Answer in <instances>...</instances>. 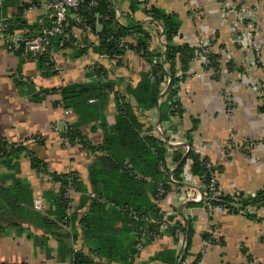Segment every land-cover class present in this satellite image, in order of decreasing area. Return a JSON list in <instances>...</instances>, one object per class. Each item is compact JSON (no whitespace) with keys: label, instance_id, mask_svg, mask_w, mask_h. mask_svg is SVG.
Segmentation results:
<instances>
[{"label":"crops","instance_id":"0c3cea01","mask_svg":"<svg viewBox=\"0 0 264 264\" xmlns=\"http://www.w3.org/2000/svg\"><path fill=\"white\" fill-rule=\"evenodd\" d=\"M219 1L110 0L121 25L133 22L148 35L147 46L152 53L163 55L166 42L162 25L146 12L151 8L174 14L179 20L174 44L194 48L199 35H213L217 59L222 54L220 51H225L222 58L226 62L218 66L220 73L215 77L209 75L210 67L195 62L197 50L186 72H182L180 64L176 65L178 105L176 112L166 113L168 120L161 121L160 105L167 99L169 77L161 84L157 105L146 111L138 109L127 88H135L151 67L135 50L110 59L97 52L96 35L71 25L68 47L53 43L48 64L31 61L23 45L15 48L4 38L22 36L25 31L28 38L37 36L49 22L44 0H1L0 142L15 149L8 159L0 155V264H72L73 239L79 240L77 255L106 264L84 244L78 219L88 212L90 200L97 198L90 184V169L97 152L93 153L90 147L102 143L107 129L113 131L119 114L120 102L116 103V98L120 96L135 109L143 128L141 135L150 134L168 146V176L173 178L182 165L180 180L173 178L168 196L158 203L150 197L159 211L171 210L174 214L178 211L181 222L192 223L187 255L180 264H264V205L246 206L243 209L246 213L238 214L220 208L207 210L205 205H188L181 215L184 203L200 202L203 195L202 185L189 182L196 178L187 159L189 148L217 165L220 192L237 197L236 202L246 197L254 199L264 191V107L258 95V86L264 84V0H223L232 3L227 8H221ZM72 22L69 17L68 23ZM251 26L256 27L263 46L261 65H254L250 51L236 40L240 36L251 42L254 35L249 31ZM100 29L97 24L95 31L98 33ZM94 65L101 68V74L95 73ZM164 69H168L166 64ZM94 81L110 82L114 90L104 103H99L97 117L90 122H79L72 109V114L65 115L61 89ZM73 127L89 147L77 140L69 143L65 130ZM230 135L235 143L257 140L263 144L248 152L233 149L226 155L222 149ZM173 157L180 160L173 163ZM185 166H189V172ZM98 170L102 169L97 167L95 174ZM66 173H75L82 184L81 192L75 191L73 196L76 218L72 221L71 234L58 226L59 183L53 180V176ZM36 199L42 203L41 211L33 207ZM204 234L210 240H204ZM183 248H179L174 234L167 228L141 250L134 247L137 254L131 264H164L150 260L169 250L180 259Z\"/></svg>","mask_w":264,"mask_h":264},{"label":"trees","instance_id":"16d2710c","mask_svg":"<svg viewBox=\"0 0 264 264\" xmlns=\"http://www.w3.org/2000/svg\"><path fill=\"white\" fill-rule=\"evenodd\" d=\"M89 1L85 0L78 12L85 24L90 26V32L98 38L97 52L100 55L114 59L123 56L127 50H135L151 67L149 73L141 76V80L135 88H127V94L135 100L138 109L146 111L157 105V100L161 93V84L166 77H169L167 99L160 105V120H168L166 113L171 112L172 114L176 112L178 105L175 98L179 83V79L176 78V65L180 64L182 72H186L189 62L194 58L195 50L187 44H174L173 39L178 36L180 27L179 20L174 14H166L158 9L151 8L146 11L162 25V35L166 42L163 53V65L160 62L152 65V61L160 58L162 55L148 50V35L133 22L126 26L121 25L116 19L110 0H95L97 6L91 9L87 7ZM73 15L74 12L70 11L67 17V22L69 17L73 19L72 23H68L69 25L65 32L68 36V41L59 36L51 41L50 50L53 43L57 45L62 44L63 48L69 46L71 42V25L84 32L83 23H77ZM96 16H100L97 22ZM97 24L101 28L98 33L95 31ZM132 36L134 37V41L126 44L127 49L118 46L119 39ZM216 60L217 55L209 57L210 65L208 67L213 70L214 77L218 75L219 70ZM37 61L40 64H48L50 59L48 55H43ZM165 64L168 66L167 70L164 69ZM94 69L97 75L102 73L101 68L98 69L96 65H94ZM112 88L113 84L110 82L97 83L94 81L88 84L69 85L61 89L62 104L66 109L70 108L73 110L79 122H90L97 117L96 112L100 107L99 103H104L103 101L114 93ZM90 99H94V103H89L88 100ZM122 99L124 102H122ZM118 101L120 102L119 114L116 118L113 131L110 132L107 129L102 143L95 147H90L93 153H101L99 156H95V162L90 169V184L97 198L90 200L88 212L79 217L78 223L82 228L84 244L95 251L96 255L103 259L106 264H131L134 256L137 254L134 247L138 239L136 235L138 226L122 211V208L132 207L137 212L150 213L154 220L153 225L150 227L157 230L158 223L162 217L160 216L159 209L151 203L150 197L154 200L157 184L160 182L164 183V188L167 191L171 190V184L166 183L168 181V169H166V148L168 146L150 134L142 136L141 132L143 128L138 122L134 112L135 109L128 102H125V98L122 96L116 98V103ZM173 107L175 108L171 111ZM177 113L179 112L177 111ZM73 128L68 129L66 133L69 143L71 144L77 140L84 147H89L87 141L77 131V128ZM14 149L13 145L0 142V155L3 159H8ZM179 158L173 157V163H177L180 160ZM187 159L191 161V174L203 186L202 201L191 203L189 206H203L208 202L205 201V198L208 197L206 193H208L207 186L210 177L204 165V161L207 158L201 159L199 154L192 148H189ZM161 162L165 167L164 171H160L159 169ZM124 163H127L128 167ZM97 167L102 170H98L95 174ZM181 169L182 165L174 172V179L180 180L179 174ZM216 170H218V167ZM69 174H73L74 176L75 191L81 192L82 184L75 173L56 175L53 176V180L58 182L59 185L64 186L66 184V177ZM99 186H101L100 189L98 188ZM62 194L63 190L60 189L56 195L57 221H60L64 217L66 211L65 200ZM236 199L237 197L234 198L222 194L219 198L209 201V204L214 207H221L230 214H238L240 211L246 213L243 211L246 206L255 204L259 206L260 204L264 205V191L257 193L254 199L246 197L239 203L236 202ZM85 200L88 201V198H85ZM176 212L175 216L168 219V231L173 235L175 230L179 229L185 239L188 229V244L186 247L188 248L192 236V223L190 220L181 222L179 220L180 214L178 211ZM75 218L76 216L72 214V224ZM203 239L210 240L209 235L204 234ZM149 242L146 241L144 245ZM186 255L187 252H184V256ZM178 259V254L176 255L174 251L169 250L156 254L150 261L177 264ZM75 263L100 264L93 263L91 259H88L84 255H77Z\"/></svg>","mask_w":264,"mask_h":264},{"label":"built area","instance_id":"2783aa9c","mask_svg":"<svg viewBox=\"0 0 264 264\" xmlns=\"http://www.w3.org/2000/svg\"><path fill=\"white\" fill-rule=\"evenodd\" d=\"M85 0H44L43 2V8L49 12V24L48 25H44L41 28L40 33L32 38H28L26 37V35L28 34V31H25V33L22 36H16L14 37L13 35H8L4 38L5 42H11L12 45L15 48H19L20 46L23 45L24 48V52L26 55H28L29 59L31 61H37L39 59L40 56L43 55H50V47H51V41L53 39H56L57 37H63L65 39H67L68 41V36L65 34L67 26H68V22H67V17L70 11L74 12L73 18L77 23H83V28H84V32L85 33H90L91 28L90 26H88L87 24H85V22L80 18L79 16V10L82 7L83 3ZM142 1H146V0H142ZM236 2L239 1H243V0H235ZM1 2V0H0ZM218 5L222 8V6H224V8L227 7H231L232 3H229V1H223L220 0L218 2ZM227 5V7H225ZM97 6V2L95 0H90L87 3V7L89 9L91 8H95ZM100 18V16H96V22L98 21V19ZM251 29H249L250 33H253V40L246 39V38H242V37H237V43H239L240 45H242V47L245 48L246 51H250L249 54L251 56V60L253 62L254 65H261V61L263 59V46L260 42V39L258 38L259 34L257 33V29L256 27L253 28L252 26L250 27ZM134 37H127V38H121L118 40V46L120 48H124L127 49L126 44H128L129 42H132L131 40ZM249 40V42H248ZM214 40H213V35L212 36H206V35H199L195 42H194V49L197 50L198 53V59L195 60V62L198 60L200 61V63L206 67H208L210 65L209 62V57L211 55H216V50H214ZM216 53V54H215ZM225 53L224 50L220 51V54ZM222 54L219 55L218 59L216 60V63L218 64V66H224L225 64V59L222 58ZM224 57V56H223ZM117 59V58H116ZM194 59V58H193ZM163 55L158 58V59H154L152 61V65L157 64L158 62L162 63L163 65ZM209 75L213 76V70L210 69L209 70ZM219 70H218V74H219ZM258 95H259V99L261 100V104L264 107V84H261L258 86ZM227 98V97H226ZM72 114V110L71 109H65V115H70ZM67 133L68 130H65ZM33 140V139H32ZM34 141V140H33ZM67 141V139L65 140ZM262 141H257V140H249L246 143L242 142V143H235L234 138L232 135H230L226 141V143L223 145V151L224 153L227 155L228 153L231 152V150L233 149H240L243 150L245 149L247 152L250 150H254L255 147H260L262 145ZM101 153L97 152L96 156H99ZM200 158H205L200 156ZM127 167V163H124ZM204 165L206 168V171L209 174V183H208V193L207 196L205 198V201H208L205 206L207 208V210H212L214 208H220L221 207H214L211 204H209V201H211L212 199H217L220 196H222L223 193L220 192L219 188H218V184H217V165L212 162L211 160H209L207 158V160L204 161ZM186 167V166H185ZM160 171H164L165 167L162 164V162L160 163V167H159ZM167 169V168H166ZM186 170H188L189 172V166L186 167ZM192 178V177H191ZM168 181L166 182L167 184H172L174 183V180L171 176H168ZM190 183H192L193 185H200V182L198 181L197 178H192L191 181H189ZM189 184V183H188ZM191 185V184H189ZM62 189L63 190V198L65 200V205H66V211H65V215L64 217L58 221V226L61 227L62 229H64L66 232L70 233L72 232V223H71V216L74 213V200H73V196L75 194V188H74V176L73 174H69L66 177V184L64 186L59 185L58 190ZM168 192L165 188H164V183L160 182L157 184V188H156V194L154 196V200L158 203L161 200H163L165 197L168 196ZM186 199H190V197H186ZM202 199H203V195H202ZM33 207L35 210L37 211H41L42 210V203L39 199L34 200L33 202ZM170 210V209H169ZM122 211L124 213H126V215L134 222L137 224V229H136V235L138 237V239L136 240V245L135 248L139 251L142 249L144 243H146V241H154L157 239V237L159 236L160 232L162 230H165L168 228V219L169 217L175 216L174 213H172V211H167V213H163L160 211V216L162 217L160 222L158 223V228L156 229H152L150 226L153 225V218L152 215L150 213H140L135 211L132 207H125L122 208ZM174 236L176 238V240L179 243V248L182 249L185 246V239H184V235L181 232V230L176 229L174 232ZM78 242L79 240L73 239V243H72V249H73V257H72V264H76V256H77V251H78Z\"/></svg>","mask_w":264,"mask_h":264},{"label":"water","instance_id":"95a60500","mask_svg":"<svg viewBox=\"0 0 264 264\" xmlns=\"http://www.w3.org/2000/svg\"><path fill=\"white\" fill-rule=\"evenodd\" d=\"M183 161H184V158L178 163V165H177L174 169H172V170L170 171V175L173 174L174 170H176V169L182 164ZM194 202H195V201H187L186 203H184V204L181 206V215H182V213H183V212H182L183 209H184L185 207H187L189 204L194 203ZM187 244H188V229H187L186 237H185V246H184L183 251H182V253H181V256H180V259H179V261H178V264H180V263L182 262V259H183V257H184V252H185V250H186Z\"/></svg>","mask_w":264,"mask_h":264},{"label":"rangeland","instance_id":"374dc122","mask_svg":"<svg viewBox=\"0 0 264 264\" xmlns=\"http://www.w3.org/2000/svg\"><path fill=\"white\" fill-rule=\"evenodd\" d=\"M214 50H216V49H214ZM196 62H198V60Z\"/></svg>","mask_w":264,"mask_h":264}]
</instances>
